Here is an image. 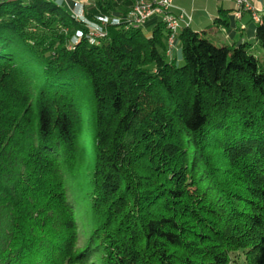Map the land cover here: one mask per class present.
Here are the masks:
<instances>
[{
    "label": "trees",
    "instance_id": "16d2710c",
    "mask_svg": "<svg viewBox=\"0 0 264 264\" xmlns=\"http://www.w3.org/2000/svg\"><path fill=\"white\" fill-rule=\"evenodd\" d=\"M90 1L119 20L95 42L73 2L0 0V264H264L252 41L187 26L178 61L158 15L126 28L138 0Z\"/></svg>",
    "mask_w": 264,
    "mask_h": 264
},
{
    "label": "built area",
    "instance_id": "2783aa9c",
    "mask_svg": "<svg viewBox=\"0 0 264 264\" xmlns=\"http://www.w3.org/2000/svg\"><path fill=\"white\" fill-rule=\"evenodd\" d=\"M67 3L73 2L71 6V12L73 17L85 23L90 30V41L95 42L96 39L105 36L104 26L109 22L118 23L117 19H110L107 16H97L96 20H91L87 16V6L89 0H63ZM237 9L234 16L237 19H241L244 12H250L252 20L255 23H260L261 13L263 9L257 8L251 0H234ZM154 15H158L165 22L169 29V51L171 54L176 48V38L181 29L187 26H191L193 23L192 13L182 8H177L174 4V0H138L129 14L127 15V29L135 28L145 25V23Z\"/></svg>",
    "mask_w": 264,
    "mask_h": 264
},
{
    "label": "crops",
    "instance_id": "0c3cea01",
    "mask_svg": "<svg viewBox=\"0 0 264 264\" xmlns=\"http://www.w3.org/2000/svg\"><path fill=\"white\" fill-rule=\"evenodd\" d=\"M251 2L259 9L264 8V0H251ZM174 4L177 8L186 9L192 13V28L200 33L206 32L207 27L213 22L217 23L216 18L221 9L229 10L231 14H234L237 9L234 0H174ZM219 29L223 30L226 33L225 37L232 40L233 43L252 41V38L255 37V24L252 22L250 12H244L241 19L235 17L233 34L227 33L221 25H219ZM174 54V57L180 61L178 48L175 49Z\"/></svg>",
    "mask_w": 264,
    "mask_h": 264
},
{
    "label": "rangeland",
    "instance_id": "374dc122",
    "mask_svg": "<svg viewBox=\"0 0 264 264\" xmlns=\"http://www.w3.org/2000/svg\"><path fill=\"white\" fill-rule=\"evenodd\" d=\"M90 1V0H89ZM92 2V1H90ZM186 10V9H185ZM188 11V10H186ZM189 12V11H188ZM102 16V15H101ZM108 17V16H107ZM110 18V17H109ZM111 19V18H110ZM227 32V31H226ZM225 32L223 30L219 29V25L216 22H213L210 26L207 27V30L205 32V35L211 39L216 45L222 46V45H231L233 42L230 39H227L225 37ZM176 48H177V44H176ZM250 52L253 53L256 57H258L260 59L261 63H264V49L262 48V46L257 42V40L254 38H252V45L250 48ZM174 51L170 55V57H174ZM181 58V57H180ZM180 63V62H179ZM262 65V64H261ZM89 138V134H83L82 138H81V142L82 144H86V140ZM83 206V205H82ZM83 208H85V206L81 207V210L83 211ZM84 232H86V234L89 232L87 228H81L80 229V236L81 238L85 237ZM83 241V240H82ZM236 257L239 258L240 262L242 264H245V256L243 252H238L236 255Z\"/></svg>",
    "mask_w": 264,
    "mask_h": 264
}]
</instances>
